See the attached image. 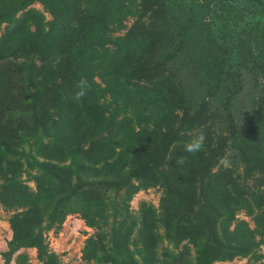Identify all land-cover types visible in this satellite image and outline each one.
<instances>
[{
    "label": "rangeland",
    "instance_id": "374dc122",
    "mask_svg": "<svg viewBox=\"0 0 264 264\" xmlns=\"http://www.w3.org/2000/svg\"><path fill=\"white\" fill-rule=\"evenodd\" d=\"M88 1L103 15L70 57L69 85L84 77L88 88L76 105L80 109L84 104L85 126L73 129L67 139L52 125L62 103L52 84L40 93L44 101L31 105L18 99L35 71L33 60L39 67L48 50L61 49L55 43L60 27L42 1H4L10 4L11 17L9 22L0 20V125L9 127L0 140V264H127V256L136 258L138 250L152 247L158 253L184 252L187 262L164 264H194L209 251V264H259L264 237L257 234L252 197L248 207L243 202L230 205L234 219L212 217V211L197 205L219 192L214 183L198 187L197 177L191 178L195 155L183 151V141L174 143L171 155L161 152V146L165 124L181 128V103L168 101L170 92L182 94L189 108L204 100L203 127L213 138L222 135L226 143L261 116L257 108L264 91V5L244 0L77 4L84 7ZM23 4L44 18L36 27L29 20L19 23L27 9ZM21 25L24 36L44 49L29 55L32 63L24 66L9 57L8 43L15 35L2 40L9 27L13 32ZM225 34L240 45L236 54ZM54 75L57 71L49 73ZM51 80L59 82L57 77ZM42 114L46 122L34 119ZM7 116L11 119L5 122ZM12 116H23L26 123L18 124ZM4 143L11 147L5 149ZM158 152L165 161L150 168L149 157ZM224 152L213 172L220 168L238 176L241 163L227 159L232 154ZM135 155L143 157L137 161ZM180 157H187L179 170L195 191V205L187 211L179 198L175 209L167 211L171 168ZM127 175V191L102 185ZM241 182L239 178L235 183ZM227 193L230 203L239 198ZM182 214L183 232L176 224ZM247 230L255 235L252 253L237 248L250 241Z\"/></svg>",
    "mask_w": 264,
    "mask_h": 264
},
{
    "label": "trees",
    "instance_id": "16d2710c",
    "mask_svg": "<svg viewBox=\"0 0 264 264\" xmlns=\"http://www.w3.org/2000/svg\"><path fill=\"white\" fill-rule=\"evenodd\" d=\"M4 1L6 0H0V7L2 6V10H0L1 22L8 21L11 17V12L9 10L10 4L5 5ZM25 1L32 3L35 0ZM39 1H42V3L50 7V13L54 20L57 21L58 27H60V31L57 29L55 43L60 44L61 49L56 48L48 50L47 53L49 56L47 58H42V64L38 67L34 60L32 63L29 55L34 52H44V49L42 44H38V41L32 42L31 39L24 36V32H22L23 25L13 32L9 27V35H5L3 32L5 37H3L2 40L5 38L8 39L9 37L11 38L14 34V41L12 40L10 42L11 44L8 43L11 53L9 57L12 55V60L18 61V65L20 66H24L31 61L32 66L35 68V71H31V74L26 78L23 92L19 95L18 99L25 100V102H29L31 105H34L40 100L44 101L45 97L43 94H41L43 96L41 97L40 93L46 85L52 84L54 86L52 89L59 93V98L62 101L57 108L58 113L52 117V125H54L55 129L58 132H61L67 139L70 134H73V129L82 128L85 126L86 122L82 113L84 110V104L80 109H76L78 103L71 98L72 94L76 91V87L71 84L69 85L70 77L72 75L70 57L73 55L72 51H74L78 42L84 39L91 26H93L92 24L97 22L103 14L101 10H96L95 7L93 8L92 1H88L84 7L77 4L78 0H60V5H58L59 2L57 0ZM244 1L256 5H264V0ZM23 5H25V9L28 6V4L27 6L26 4ZM26 20H29V22L33 23V26L36 27V25L40 23V20L42 21L44 18H40V15L38 16L36 9L27 7L20 16L19 23L23 24V21ZM18 31H20V33H18ZM28 33L30 34V32ZM225 37L230 41V48L234 54H236L238 48H241L240 45L237 44V41H233L228 34H225ZM34 47L35 49H33ZM263 51L264 50L261 52ZM28 68L30 69L31 67ZM54 71H57V75H54L55 77L51 78L49 73ZM56 77L59 82H52L51 79L55 80ZM165 79H167L166 76L163 77V80ZM175 98L181 103V114L178 116L179 119L177 121L181 125V128L175 129L170 123L165 124L166 132L163 138L161 152L165 151L167 155H171L175 142L183 141L186 143L192 138V136L189 135H196L203 132L206 136L205 150L196 154H189V156L195 155L197 158L196 166L194 168L196 171L191 174V178L194 179L197 177L198 187H202L204 184L208 185L214 183L213 189L217 190L219 193L215 197H205L203 203L197 206H200L205 212L212 211V217H220L221 215H224L225 219H227L225 221H230L235 217V214L233 213L234 210L231 209L230 205L234 204L236 206L243 202L248 207L250 205L248 198L252 197L251 199H253L254 203L252 204V207L256 209L253 219L255 225L258 227L257 234L260 237H264V91H260L258 97L261 105L257 110L258 114H261V116L256 117V119H258L257 121L253 118V123L250 126L248 125V129L246 131L238 132L237 137L234 136L229 140L230 144H227L229 141L227 143L223 141L224 137L222 135L220 138H213L208 128L203 127L204 123H202V120L206 118L205 112L207 104L204 100L202 101V104H197L195 107L189 108L182 94L170 92L167 96L168 101H172ZM28 107L30 106H27L26 108ZM76 113L78 114L77 117L74 116ZM165 113L169 115V110H166ZM167 114H165V117L168 116ZM10 117L11 116H7L4 118V121L8 122L11 119ZM12 118H14L18 124L23 125L26 123L23 116L17 118L12 116ZM34 119L46 122V117L43 116V114L39 118ZM0 123H2V121ZM9 123L13 124V122ZM5 126L6 124L2 126L0 125V140H2L4 136L2 132L7 131L9 128H5ZM232 133H235V131H231V134ZM3 145H5V149L11 147L8 143H4ZM224 149L232 154V157H226L227 159L233 162L239 161V163H241V173H239L238 176L232 177L234 175L232 170H221L220 168L213 172V167L217 166L218 162L225 157L226 152H224ZM142 157L143 156L141 155L134 156L137 161ZM44 160L46 159L44 158ZM164 161V155L158 152L157 155L149 157L148 166L150 168L153 166L158 167L161 166ZM179 168L180 166L176 163L175 166L171 168V179L168 184L169 189L167 188L168 197L166 198V202L164 201V204L166 205L165 209L167 211H173L175 209V205L178 203L177 201H179V198H183L184 201L182 207L187 211L188 209L191 211L195 205V191L189 185V179H186V174L181 172ZM239 178L243 182L236 184L235 182ZM130 179V176L127 175L117 181H104L102 185L107 187L110 186L117 190L123 188L127 191V189L131 187ZM226 187H229V189L226 190ZM227 192L239 197L235 200V203H230L231 200H228L229 193ZM248 210L251 211V208ZM209 213H207V215H209ZM183 215L184 214L180 215L176 221V224L179 226L177 229L180 228L182 232V224L184 223ZM177 229H175L174 235L178 233ZM247 232L250 241L238 244L237 248L252 253L254 251H252V249H254L253 244L255 241V235L251 230H247ZM236 243H238V241H236ZM209 254H211V251L206 252L205 256L197 259L194 264H209V260L207 261ZM184 255L185 254L182 251L174 252L165 249L163 252L158 253L155 247L148 250L142 248L138 250L136 258L133 255H129L126 258V261L127 264H164L165 261L174 263L182 262L183 259L184 262H187L185 261L186 257ZM259 264H264V255L263 260Z\"/></svg>",
    "mask_w": 264,
    "mask_h": 264
},
{
    "label": "clouds",
    "instance_id": "9594fccd",
    "mask_svg": "<svg viewBox=\"0 0 264 264\" xmlns=\"http://www.w3.org/2000/svg\"><path fill=\"white\" fill-rule=\"evenodd\" d=\"M76 91L72 94L71 98L79 103L87 95L88 82L87 79L82 77L76 82ZM206 136L203 132L194 135L190 140H188L184 146L183 151L188 154H196L203 151L205 148ZM187 162V157H181L176 160L178 166H182Z\"/></svg>",
    "mask_w": 264,
    "mask_h": 264
}]
</instances>
